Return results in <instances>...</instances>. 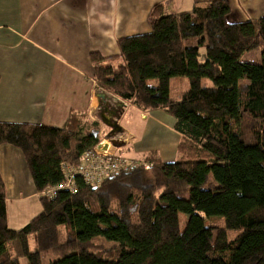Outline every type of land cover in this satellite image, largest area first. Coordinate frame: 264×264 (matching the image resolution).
<instances>
[{
    "label": "trees",
    "instance_id": "16d2710c",
    "mask_svg": "<svg viewBox=\"0 0 264 264\" xmlns=\"http://www.w3.org/2000/svg\"><path fill=\"white\" fill-rule=\"evenodd\" d=\"M149 22L150 32L118 40V56L92 53L94 80L143 112L173 115L179 158L151 151L135 170L95 185L77 175L75 190L54 189L64 166L102 141L98 121L77 110L63 126L0 121V145L22 150L42 204L10 228L0 173V264H43L49 252L50 264H264V16L239 20L214 0L177 13L158 4ZM259 47L260 63L242 60ZM175 77L190 83L179 99ZM215 217L223 228L207 223ZM95 238L112 242L113 255L91 250Z\"/></svg>",
    "mask_w": 264,
    "mask_h": 264
},
{
    "label": "crops",
    "instance_id": "0c3cea01",
    "mask_svg": "<svg viewBox=\"0 0 264 264\" xmlns=\"http://www.w3.org/2000/svg\"><path fill=\"white\" fill-rule=\"evenodd\" d=\"M210 1L214 0H0V121L63 126L71 110L96 120L103 94L124 102V112L136 108L98 86L92 53L105 59L118 56L119 39L151 31L149 16L158 4L167 13H177ZM227 1L239 20L264 16V0ZM104 114L110 117L111 111ZM130 139L123 130L120 148L111 152L122 151ZM0 173L6 185L8 224L17 229L10 204L41 195L18 147L0 145ZM27 217L17 225H26L34 216Z\"/></svg>",
    "mask_w": 264,
    "mask_h": 264
},
{
    "label": "rangeland",
    "instance_id": "374dc122",
    "mask_svg": "<svg viewBox=\"0 0 264 264\" xmlns=\"http://www.w3.org/2000/svg\"><path fill=\"white\" fill-rule=\"evenodd\" d=\"M189 45H195L197 40L186 41ZM204 47H201V53H204ZM243 61L260 63L262 61V48L259 47L253 51L246 52L242 56ZM203 84L205 86H210L211 81L207 78L203 79ZM189 79L187 77H175L171 80V97L173 99H179L181 94L189 88ZM102 89V88H101ZM119 120V124L123 127L125 136L130 139L126 147L122 149L119 153L114 154L115 156H120L127 160H135L137 158L141 159L143 153L148 154L151 151L158 152L163 160L167 162L176 161L179 157L177 146L179 142L180 134L174 129L175 118L168 112H157L154 115L152 112H143L133 106L127 109ZM146 115V117H145ZM95 119L98 124L99 137L103 139L106 138L107 133L110 129L104 125L101 118L98 116V110L95 112ZM152 124V125H151ZM106 129V131H105ZM106 132V133H105ZM122 134L117 135L118 142L122 139ZM101 141V142H102ZM100 142V143H101ZM113 145V144H111ZM121 145L113 147H119ZM116 151V150H115ZM135 158V159H131ZM137 161V160H135ZM40 197L36 196L34 198H28L21 201H15L10 204L11 220L19 223L24 216H29L27 218H32L36 216L41 208ZM22 217V218H21ZM31 219H29L30 221ZM181 227L186 226L187 216L185 214L181 215ZM28 222V221H27ZM13 223L17 229L22 228L23 224L20 225ZM207 223L215 227L223 228L225 226V221L222 218L215 217L207 220ZM11 226V225H10ZM228 237L232 238L237 233L235 231H229ZM113 243L108 242L103 238H95L90 244V249L94 250L103 256L113 255ZM54 257L53 252H49L43 257V264H50V260ZM23 264H28L26 259H23Z\"/></svg>",
    "mask_w": 264,
    "mask_h": 264
},
{
    "label": "built area",
    "instance_id": "2783aa9c",
    "mask_svg": "<svg viewBox=\"0 0 264 264\" xmlns=\"http://www.w3.org/2000/svg\"><path fill=\"white\" fill-rule=\"evenodd\" d=\"M101 143L102 148L96 146L93 151L84 153L80 165H65V181L54 189L71 188L75 190L74 178L77 175L83 176L89 184L95 185L107 177H115L120 172H129L142 165L136 161L115 156L111 152L113 145L109 140L103 139ZM143 166L149 169L151 164L146 163Z\"/></svg>",
    "mask_w": 264,
    "mask_h": 264
},
{
    "label": "water",
    "instance_id": "95a60500",
    "mask_svg": "<svg viewBox=\"0 0 264 264\" xmlns=\"http://www.w3.org/2000/svg\"><path fill=\"white\" fill-rule=\"evenodd\" d=\"M104 99V102L101 103L98 109V116L101 118L104 125H106L110 131L106 135V140H109L111 144L115 146H119L121 143L118 142L117 135L123 133V127L119 124V120L121 119L124 111V107L126 104L124 102L114 101L110 97H105L103 94L101 96ZM111 111V116L106 117L104 112ZM96 134H99V131H96ZM99 148H102V143L98 144ZM105 148V146H104Z\"/></svg>",
    "mask_w": 264,
    "mask_h": 264
}]
</instances>
